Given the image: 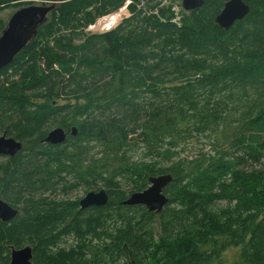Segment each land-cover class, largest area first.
<instances>
[{
    "label": "trees",
    "instance_id": "16d2710c",
    "mask_svg": "<svg viewBox=\"0 0 264 264\" xmlns=\"http://www.w3.org/2000/svg\"><path fill=\"white\" fill-rule=\"evenodd\" d=\"M227 1L61 0L49 13L0 70V136L23 145L0 157V199L19 210L0 221V264L24 246L34 264H264V0H243L223 30ZM125 2L115 28L84 33ZM54 128L60 146L43 142ZM205 133L213 154L181 157ZM160 175V213L122 205ZM97 183L104 206L68 200Z\"/></svg>",
    "mask_w": 264,
    "mask_h": 264
},
{
    "label": "water",
    "instance_id": "95a60500",
    "mask_svg": "<svg viewBox=\"0 0 264 264\" xmlns=\"http://www.w3.org/2000/svg\"><path fill=\"white\" fill-rule=\"evenodd\" d=\"M20 0H9L11 4ZM204 0H180L181 8L188 12L198 9ZM55 9V3L42 6L30 5L16 10L8 20L0 34V70L8 66L16 55L26 47L35 36L37 29L44 24L47 15ZM249 6L243 0H228L215 18V24L223 30L229 29L236 21L241 20L249 12ZM69 134L75 136L76 129L71 128ZM67 134L61 128L48 132L43 142L52 146H60L66 141ZM23 148L22 143L13 138L0 136V157L11 158ZM170 175H160L148 178V186L141 192L131 194L123 203L124 206H143L148 212L160 213L168 203L164 188L171 183ZM107 194L104 190L89 192L78 204L80 209L101 207L107 204ZM18 210L0 199V221L7 223L18 215ZM8 264H34L32 249L24 246L10 249Z\"/></svg>",
    "mask_w": 264,
    "mask_h": 264
},
{
    "label": "rangeland",
    "instance_id": "374dc122",
    "mask_svg": "<svg viewBox=\"0 0 264 264\" xmlns=\"http://www.w3.org/2000/svg\"><path fill=\"white\" fill-rule=\"evenodd\" d=\"M50 3H55V7L57 8L62 2L61 0H20L18 3L15 4H10L8 5L5 9H1L0 10V19L4 22L5 26L8 22V20L10 19V17L12 16V14L22 8V7H26V6H30V5H35V6H42L43 4L45 5H49ZM175 5V4H173ZM128 6H129V2H125V4L116 12H113L105 17H100L98 19H96L95 23L88 26L87 28H85L84 33L89 35V34H101L103 32L109 31L113 28H115L124 18L129 17V11H128ZM139 8H143L144 4H140L138 5ZM177 7V6H176ZM55 8V9H56ZM178 12H179V16H180V8L178 7ZM49 15H47L45 22L48 21L49 19ZM118 15L119 16V20L112 26L107 28L106 30H99L97 29V24L101 21H103L104 19H108L110 16H115ZM230 109V107H229ZM229 110H227L226 112H228ZM224 116V115H223ZM222 116V117H223ZM234 120V119H233ZM193 141H191L189 144H186L185 146L181 147L182 150V156L181 157H193V156H197V155H201V156H205L206 154H210L212 153L213 149L212 148V141L210 140V138H207V134H201V135H193ZM225 148H227V146H225ZM219 150V148H218ZM99 153L98 149H95L93 152H91V155L94 156V154ZM213 154V153H212ZM210 154V155H212ZM200 157V156H199ZM96 159H100V155L95 156ZM100 188V184L97 183L94 188L88 190L86 188L83 187H79L78 189H75L74 191H72L69 194L68 200L69 201H77L79 202L80 199H82L87 193L89 192H98V190ZM123 189H127L125 186H123ZM52 195V196H51ZM49 198L51 199V197H54L57 201L61 200L62 198L60 197L59 191H56L53 194H50V196L48 195H44L43 198ZM223 202H218L216 203V205L214 206L215 208H217L218 206H223ZM236 250L234 249H230L228 251H226V253L223 255V257L225 259H227L228 261H233L234 258H236Z\"/></svg>",
    "mask_w": 264,
    "mask_h": 264
},
{
    "label": "bare ground",
    "instance_id": "6f19581e",
    "mask_svg": "<svg viewBox=\"0 0 264 264\" xmlns=\"http://www.w3.org/2000/svg\"><path fill=\"white\" fill-rule=\"evenodd\" d=\"M119 20V16H110L108 19H104L103 21L99 22L97 24V29L103 31L106 30L109 27H112L117 21Z\"/></svg>",
    "mask_w": 264,
    "mask_h": 264
},
{
    "label": "built area",
    "instance_id": "2783aa9c",
    "mask_svg": "<svg viewBox=\"0 0 264 264\" xmlns=\"http://www.w3.org/2000/svg\"><path fill=\"white\" fill-rule=\"evenodd\" d=\"M163 3H165V1L163 2ZM177 5H172V7H171V11L173 12V14H174V19L172 20V22L173 23H175V24H179V20H180V17L178 18V16H179V10H178V6L176 7Z\"/></svg>",
    "mask_w": 264,
    "mask_h": 264
},
{
    "label": "flooded vegetation",
    "instance_id": "af4514ba",
    "mask_svg": "<svg viewBox=\"0 0 264 264\" xmlns=\"http://www.w3.org/2000/svg\"><path fill=\"white\" fill-rule=\"evenodd\" d=\"M16 209V208H15ZM18 212H19V210H18ZM19 214V213H18Z\"/></svg>",
    "mask_w": 264,
    "mask_h": 264
}]
</instances>
